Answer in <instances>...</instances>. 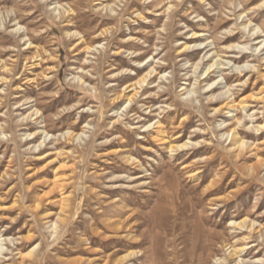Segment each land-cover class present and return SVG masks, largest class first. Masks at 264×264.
I'll return each mask as SVG.
<instances>
[{"label": "rangeland", "instance_id": "374dc122", "mask_svg": "<svg viewBox=\"0 0 264 264\" xmlns=\"http://www.w3.org/2000/svg\"><path fill=\"white\" fill-rule=\"evenodd\" d=\"M255 24L264 39V0H0V264H196L190 248L211 230L202 264L264 257L231 224L256 219L264 232ZM228 86L246 109L225 107ZM238 117L253 143L241 157L224 135Z\"/></svg>", "mask_w": 264, "mask_h": 264}, {"label": "bare ground", "instance_id": "6f19581e", "mask_svg": "<svg viewBox=\"0 0 264 264\" xmlns=\"http://www.w3.org/2000/svg\"><path fill=\"white\" fill-rule=\"evenodd\" d=\"M63 6V5H62ZM176 4L175 3H170L168 5V7H166V11L170 10L171 8L175 7ZM65 8V7H64ZM56 9V8H54ZM69 12L70 9H66L65 10V13L66 12ZM111 11H114V9H112ZM165 12V11H164ZM245 14V11H242L238 14V16H242ZM252 23V20H248L247 22H243L241 25L244 27V28H247L251 25ZM261 29V26L259 25H256L252 28L249 29V32L251 33L252 32V35H255L257 34L256 36V39L260 40L259 41V44H261V46L264 44V39H261L262 36L258 35V30ZM108 30L106 31H102L100 33V36H103L105 33H107ZM249 33V34H250ZM194 35L197 34L196 32L193 33ZM203 34L200 33L199 36H202ZM30 41V39H29ZM31 44V42H30ZM102 44V43H101ZM197 44V43H196ZM196 44H194L193 46H196ZM205 44V41H202L199 43V46L202 47V45ZM248 43H246L244 45V47L247 46ZM240 45L237 44V45H231L230 47L228 48H236V47H239ZM261 46H256V50H258L259 48H261ZM98 47V46H97ZM191 47V44H188V43H185L184 46H183V50L184 53L185 51L187 52L188 49H190ZM207 47V46H206ZM205 47V48H206ZM95 47H92V46H88L87 49L88 50H91ZM204 48V49H205ZM201 49V48H199ZM210 52V51H208ZM217 53V52H216ZM186 54V53H185ZM39 56V55H38ZM220 57V55L217 53L215 55V61L212 62V63H208L207 64V67H206V70L202 73V75H207L206 78H208L212 72H214L215 70H211L217 63H218V58ZM140 64L141 63H144L143 61L142 62H139ZM248 64V63H247ZM200 63H197L195 66V69H194V72H196V70L198 69ZM246 65V64H245ZM244 65H237V69H240L242 68ZM141 67V66H140ZM148 68V67H147ZM256 66L255 65H251V69H255ZM158 68H154V67H150V69H148V71L146 73H144L143 75L139 76L138 78H136L134 81L132 80V82L130 84H128L126 86V89L130 88V87H133V90H134V93L133 94H129L126 96V101L125 103H132L133 101H135V98L136 96L140 93V90L139 89H144V90H147V87H145V84H150L151 82L149 81V78H151L153 72H157ZM256 70V69H255ZM240 72L242 73V70H240ZM161 72H158V74H160ZM199 77V76H198ZM205 78V79H206ZM229 78V77H228ZM76 79L78 80V82L80 83L81 86H83V84L85 83V81L83 80V77L79 76V77H76ZM230 79V78H229ZM248 82V80H246V83ZM215 83V81H212V82H208L207 83V87H211L213 84ZM232 86V84H231ZM231 86H228L227 87V90L226 91H223L220 93V95H227V99H230L232 96H233V93L231 94ZM139 88V89H138ZM186 91L183 93V94H190V93H195L197 92V90H195L194 88H191V89H188V87L184 88ZM123 91V90H122ZM125 91V90H124ZM214 90H211L212 93ZM215 97L212 95V98ZM217 97V96H216ZM138 98V97H137ZM236 100L231 98L228 102H225V107L229 108V109H235L237 108V106H241L242 108L246 109L247 106H248V101L246 100H240V102H238V105L235 104ZM216 111H219V109H216ZM35 113H38L35 112ZM242 122V118L240 119L239 117L236 119V122L234 121L230 127H227L225 129V132H224V135H227L228 138L231 137V142H230V149L231 151L234 153V155L236 157H241L242 155L246 154L247 151L250 149L252 150L253 149V143H250L248 142L245 137L242 135V132H240L239 130V126H240V123ZM158 124V127L161 126V122L160 121H157L156 122ZM155 123V124H156ZM224 123V122H223ZM238 124V125H237ZM87 125H89L87 123ZM151 125V124H150ZM145 127V124L143 125ZM264 128V124L262 125H258L257 126V130H261ZM3 131V130H2ZM45 133V136H49V133H46V132H43ZM85 132H82L80 133L79 135V138L82 137V135L84 134ZM67 135H74L73 132L71 131H67L66 132ZM76 134V133H75ZM33 135V134H30V136ZM76 136V135H74ZM70 137V136H69ZM189 143V142H188ZM187 142L186 143H183V144H178V145H172L170 147V149L172 151H177L179 148L183 149L185 148L187 145H189ZM191 143V142H190ZM131 160V157H128V161ZM253 169V168H252ZM256 219H248V218H244V219H241V220H232L231 221V224H233V227L235 229H246L248 231V233L244 236V240H250L253 238V242H254V245H253V250L256 249V247L259 248V246H263L264 247V232H261L262 229H258L259 226H256ZM260 226H262L260 224ZM216 232V231H215ZM214 231H209L208 233H204V234H201V236H203V238H200L199 235H197V242H195L193 245H192V248L191 249V252H190V258L193 262H195L196 264H202L203 263V258H204V252L208 249V246L214 241V239L217 237L218 234H216ZM220 235V234H219ZM218 235V236H219ZM260 239H262V242H260ZM258 242V243H256ZM249 242H245V246L241 247V248H238V249H234V252L232 255H241L245 250H248L249 248ZM248 246V247H247ZM4 248H3V245L0 244V251H2ZM133 253L135 252H132L130 254H127L126 256H124V259L125 258H128L129 256H131ZM123 259V260H124ZM220 263L219 264H224V261H226V258H219ZM119 263L117 264H121L120 262H122V260H117ZM257 261V262H255ZM253 264H259L260 262L259 261H262L261 263L264 264V257H261V258H258L256 259ZM240 262H243L244 263V259L243 258H239L238 260V264H240Z\"/></svg>", "mask_w": 264, "mask_h": 264}]
</instances>
